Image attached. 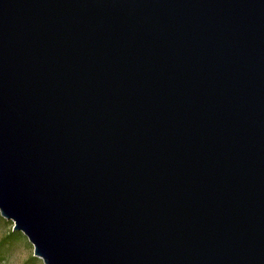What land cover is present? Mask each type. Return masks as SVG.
<instances>
[{"label":"water","instance_id":"95a60500","mask_svg":"<svg viewBox=\"0 0 264 264\" xmlns=\"http://www.w3.org/2000/svg\"><path fill=\"white\" fill-rule=\"evenodd\" d=\"M0 217L43 264H264V0H0Z\"/></svg>","mask_w":264,"mask_h":264},{"label":"rangeland","instance_id":"374dc122","mask_svg":"<svg viewBox=\"0 0 264 264\" xmlns=\"http://www.w3.org/2000/svg\"><path fill=\"white\" fill-rule=\"evenodd\" d=\"M12 223L0 217V245L9 232L12 231ZM4 243L0 246V264H43L41 260L34 258L33 247L27 239Z\"/></svg>","mask_w":264,"mask_h":264},{"label":"trees","instance_id":"16d2710c","mask_svg":"<svg viewBox=\"0 0 264 264\" xmlns=\"http://www.w3.org/2000/svg\"><path fill=\"white\" fill-rule=\"evenodd\" d=\"M23 237L20 233H15V232H9L7 234V236L3 239V241L1 242V245L4 244V243H11V242H14V241H17V240H21ZM24 238V237H23ZM2 261V259L0 258V262Z\"/></svg>","mask_w":264,"mask_h":264}]
</instances>
